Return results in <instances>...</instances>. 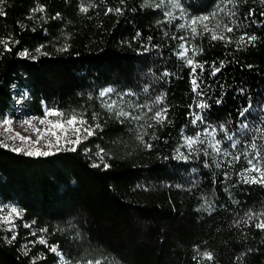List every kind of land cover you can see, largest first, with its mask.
<instances>
[{"label":"trees","instance_id":"16d2710c","mask_svg":"<svg viewBox=\"0 0 264 264\" xmlns=\"http://www.w3.org/2000/svg\"><path fill=\"white\" fill-rule=\"evenodd\" d=\"M178 3L0 0V123L86 122L0 142V264H264V0Z\"/></svg>","mask_w":264,"mask_h":264},{"label":"rangeland","instance_id":"374dc122","mask_svg":"<svg viewBox=\"0 0 264 264\" xmlns=\"http://www.w3.org/2000/svg\"><path fill=\"white\" fill-rule=\"evenodd\" d=\"M15 100L19 103L18 97ZM57 122L66 121L58 115L44 119L7 115L5 121L0 123V142L15 150L33 154L48 153L73 146L75 144L73 141L76 139L72 127L65 123L63 129L54 128L53 125ZM53 132L56 135H53ZM15 213L18 215L19 211L16 210ZM12 219L13 213L0 214V224L8 228L12 226Z\"/></svg>","mask_w":264,"mask_h":264},{"label":"snow or ice","instance_id":"6c2138e0","mask_svg":"<svg viewBox=\"0 0 264 264\" xmlns=\"http://www.w3.org/2000/svg\"><path fill=\"white\" fill-rule=\"evenodd\" d=\"M227 2H228V3H232V0H227ZM175 6H176V7H179L178 0H175ZM82 11H87V9H86V8H85V9H82ZM110 11H111V10H110ZM117 11H119V10H117ZM208 19H209L208 17H202V18H200V22L202 23L203 21H206V20H208ZM196 23H197V20H193V21H192V24H196ZM225 27H226V30H227L228 32H231V31H232V28H229V27H227V26H225ZM205 28H207V25H205ZM192 31L195 32L196 29H195V28H192ZM212 39H225V37H224V36H217L216 34H213V35H212ZM250 39L254 40L255 37H251ZM186 51H187V50H185V52H186ZM189 63H192V61H189ZM193 83H195V81H193ZM111 91H112L111 89H108V92H111ZM105 94H106V93H105ZM109 107L111 108L112 106L110 105ZM201 107H203V105H201ZM49 114H50V115H58V116H59V115H62L61 113H58V112H50ZM120 115L123 116V115H126V113L121 112ZM157 115L159 116V114H157ZM42 123H43V121H42ZM65 123H66L67 125L72 126V127H73V130H74L75 133H80L81 129H80L79 127H75L76 124L79 123V124L83 125V124H85L86 122H85L83 119L77 121V117H76V116H72V117H71L70 119H68L66 122H57L56 124L53 125V127H54V128H57V129H63V128L65 127ZM84 132H86L88 135H92V130H90L89 128H85V129H84ZM52 134H53V135H56L55 132H53ZM79 142H80L79 138H77L75 141H73V143H77V144H78ZM195 142H196V141H194V140H192V139H189V140H188V144H189V145H192V144H194ZM213 147H215V145H213ZM252 147L255 148L256 145L253 144ZM72 150H75V149H72ZM216 150L219 151L218 148H216ZM28 154H29V155H32L33 153H28ZM35 154H37V155H49V154H51V153H40V152H37V153H35ZM252 170H253V171H260V172H261V179H260V182H264V169H257L255 166H253V169H252ZM253 182H257V181L253 180ZM12 211L15 212L16 210L13 209ZM257 226H258V227H261V228H264V224H259V225H257ZM41 242H43V241H41ZM52 251H56V249L53 248ZM203 255L205 256V258H207V259H209V260L212 259V255H211V253H203ZM88 264H93V262H92V261H89ZM95 264H100V261H96Z\"/></svg>","mask_w":264,"mask_h":264}]
</instances>
